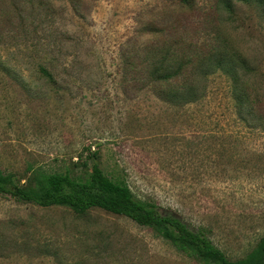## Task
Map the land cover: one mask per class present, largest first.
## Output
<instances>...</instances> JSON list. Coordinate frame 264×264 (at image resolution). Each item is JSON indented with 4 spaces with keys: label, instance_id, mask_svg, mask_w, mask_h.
<instances>
[{
    "label": "rangeland",
    "instance_id": "1",
    "mask_svg": "<svg viewBox=\"0 0 264 264\" xmlns=\"http://www.w3.org/2000/svg\"><path fill=\"white\" fill-rule=\"evenodd\" d=\"M43 2L18 5L2 22L11 38L0 46V167L24 184L30 167L62 171L89 147L139 197L206 227L228 257L245 255L264 234V129L247 120V102L238 109L222 70L191 104L156 97L139 71L149 66L147 51L156 60L168 47L181 50L164 44L174 26L201 42L215 25L245 54L253 75L243 78L259 87L264 109L258 9L230 0V23L226 0H36ZM124 54L140 55L134 70ZM0 264L198 263L128 217L98 208L78 215L0 193Z\"/></svg>",
    "mask_w": 264,
    "mask_h": 264
},
{
    "label": "trees",
    "instance_id": "2",
    "mask_svg": "<svg viewBox=\"0 0 264 264\" xmlns=\"http://www.w3.org/2000/svg\"><path fill=\"white\" fill-rule=\"evenodd\" d=\"M237 1L243 5H254L264 18V0ZM180 4L187 5L189 0H180ZM18 5L22 9L27 6L33 10L36 6L44 5V2L41 4L36 3V0H0V46H5L7 36L10 37L3 31L2 22L8 21L14 13L18 14ZM223 9L229 13V22L233 23L235 9L230 0L224 2ZM16 28H23L22 20L16 23ZM181 33L178 27L174 26L172 33L168 35L170 42L164 43L171 47L172 44L180 43L179 52L171 51L168 47L156 60L148 58V51L142 58V61L149 60V66L143 68L142 73L139 71L140 77L149 84L155 96L170 103L177 99L184 104L198 102L206 95L205 81L208 75L219 69L231 76L238 109L247 102L248 112L253 117L247 120L252 125L257 122L258 126L264 129V109L261 105L263 100L259 87L251 82L248 84L243 78L253 75L252 69L246 67L248 61L244 57L245 54L236 49L228 36L221 33L215 25L213 34L201 42L183 38ZM12 38L18 45V37L12 35ZM124 55L126 70H134L132 68L140 55ZM0 58V65H3L5 60L1 55ZM39 70L47 73L41 65ZM238 70L241 71V76ZM84 149L88 151L86 155L83 157V153L79 154L78 161L66 166L62 171L30 167V176L24 184L0 167V193L43 208L61 206L78 215L98 208L128 217L138 225L153 230L178 252L198 264H264V234L245 255L232 259L214 243L206 227L191 226L175 212L162 208L154 199L139 197L132 191L123 174L116 171L106 172L94 161L97 151L89 147Z\"/></svg>",
    "mask_w": 264,
    "mask_h": 264
}]
</instances>
